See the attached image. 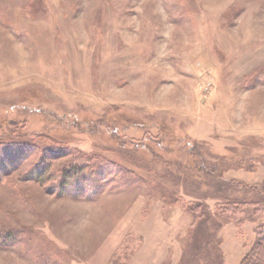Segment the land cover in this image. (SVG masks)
Wrapping results in <instances>:
<instances>
[{
	"label": "rangeland",
	"instance_id": "1",
	"mask_svg": "<svg viewBox=\"0 0 264 264\" xmlns=\"http://www.w3.org/2000/svg\"><path fill=\"white\" fill-rule=\"evenodd\" d=\"M16 144L0 264H264V0H0Z\"/></svg>",
	"mask_w": 264,
	"mask_h": 264
},
{
	"label": "trees",
	"instance_id": "2",
	"mask_svg": "<svg viewBox=\"0 0 264 264\" xmlns=\"http://www.w3.org/2000/svg\"><path fill=\"white\" fill-rule=\"evenodd\" d=\"M50 154H54V153H49ZM33 155V151L31 150V147H28L26 145L23 144H16L13 147H2L0 148V166L2 169L6 168V163L10 162V164H15L17 161H19V159H29L31 156ZM51 156V155H50ZM11 165V166H13ZM45 166V164L43 162L38 163L33 169L32 172H35L38 170V168ZM70 166V165H69ZM67 166L66 168H71V169H67V171H65L64 175V180L62 182L63 187L61 186L62 192H63V188L65 189L64 186H67L69 180H71V182H77V183H83L85 180V178H81V176H83V174L85 173H90V171L88 170L85 171V169L81 168L79 165H72V167ZM33 174V173H32ZM87 175V174H86ZM79 184H76L75 186H77ZM71 197H76V194L73 193V191H71ZM258 202L261 205H264V198L263 197H258ZM261 243H258L255 246V254L257 253V255H255V259L256 261H258L259 263H263L262 261L264 260V247L261 246Z\"/></svg>",
	"mask_w": 264,
	"mask_h": 264
}]
</instances>
